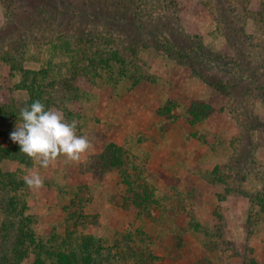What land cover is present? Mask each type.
Here are the masks:
<instances>
[{"label": "rangeland", "instance_id": "obj_1", "mask_svg": "<svg viewBox=\"0 0 264 264\" xmlns=\"http://www.w3.org/2000/svg\"><path fill=\"white\" fill-rule=\"evenodd\" d=\"M51 2L0 0V35L10 9L28 20L18 35L50 26L41 45L29 46L24 66L65 75L69 59L50 40L67 29L54 31L61 28L53 14L63 23L73 4L87 13L86 25L111 23L100 17L97 0ZM60 3L63 12L55 6ZM139 7L150 28L140 31L146 44L129 63L138 59L140 69L130 64L123 76L116 64L112 82L108 73L92 79L78 73L80 97L54 109L76 121L90 147L78 160L59 155L47 167L34 157L28 176L43 180L39 188L30 186L28 198L37 234H64L69 212L79 209L87 218L74 227L83 233L113 241L128 231L138 238V230L145 232L148 250L159 257L152 264H264V213L254 201L264 194V0H134V11ZM158 25L162 42L155 39ZM172 36L190 51H165ZM19 80L0 61L2 102L27 99L14 88ZM196 103L209 106L197 120L190 113ZM15 126L0 118L4 144L13 141ZM111 144L124 147L122 170L110 163ZM2 166L25 168L10 160ZM124 170L152 187L156 204L134 205ZM4 220L0 203V248Z\"/></svg>", "mask_w": 264, "mask_h": 264}, {"label": "trees", "instance_id": "obj_2", "mask_svg": "<svg viewBox=\"0 0 264 264\" xmlns=\"http://www.w3.org/2000/svg\"><path fill=\"white\" fill-rule=\"evenodd\" d=\"M41 1L42 4L52 6L50 5L52 0ZM97 1L102 4V8L99 9L100 17H103L104 22L109 25L111 23L110 26L86 25L87 13L77 10L80 8L73 4L69 5L71 13L65 22L59 21L58 13L51 17L61 28L54 31L67 29L59 38L50 40L52 47L61 51L69 59L68 65L72 69L65 75L53 74L47 67L34 69L24 66L29 46L41 45L42 38L46 37L45 31H50L51 28L50 26L49 29L41 28V32L31 36H25L27 30L18 35L16 31H19L21 24L28 20L26 18L21 20L10 9V17L6 23L7 31L0 35V61L9 65L11 76H20V80L14 85L15 90H24L28 96L23 101L12 99L2 102L0 100V118L7 119L12 124L22 123L19 116L21 108L37 99L53 110L64 108L66 100L80 97L79 85L74 80L78 73L83 72L80 75L87 79L108 73L106 79L112 82L116 80L112 74L116 64L124 69L123 76L128 75L127 70L130 64L140 69L138 59L131 63L129 59L137 56L138 49L146 44L140 31L150 28V23L140 18L141 7L135 12L134 0ZM60 4L55 6L61 7L63 12L64 6ZM52 9L55 8L52 7ZM76 15L78 20L74 18ZM151 15L148 17L151 18ZM47 17L50 18L49 15ZM44 19V17L41 18L42 21ZM64 24L66 28H62ZM161 28L162 25L155 28V32L153 31L157 42H162L159 33L162 31ZM29 30L34 33L32 28ZM164 47H166L165 51L174 49L177 50L176 52L190 51L189 47L179 44L175 36L165 42ZM208 108V105L196 103L191 106L190 113L197 120L206 116ZM109 150L111 165L122 170L124 147L111 144ZM9 160L18 162L25 168L5 170L2 164ZM33 160L34 157L20 151V145L17 142L4 144L0 132V203L5 211V220L1 228V242L4 245L0 248V264H23L29 259H31L29 264H152L159 259L148 250L146 239L143 237L146 234L141 230H138L139 238L135 233L128 231L113 241L81 232L74 226L83 222L87 216L79 209L69 212L67 218L69 225L64 234L54 233L47 238L39 236L34 226L35 216L30 212L28 202L30 186L26 183L28 170L32 167ZM218 169L219 166H216L213 173H216ZM123 181L128 186V190L133 193V203L136 207H149L151 203H157L154 198L155 192L149 184H137L132 175L125 170ZM254 199L260 205L261 213H264V194H258ZM194 226L196 230L202 229L200 224H194ZM203 232L206 235L212 234L208 229H204Z\"/></svg>", "mask_w": 264, "mask_h": 264}, {"label": "clouds", "instance_id": "obj_3", "mask_svg": "<svg viewBox=\"0 0 264 264\" xmlns=\"http://www.w3.org/2000/svg\"><path fill=\"white\" fill-rule=\"evenodd\" d=\"M19 116L22 123L16 124L10 137L20 145V151L39 158L44 167L59 155L78 160L90 147V140L77 134L75 120L69 122L62 111L46 107L39 99L21 108ZM26 183L39 188L43 180L38 173H32Z\"/></svg>", "mask_w": 264, "mask_h": 264}]
</instances>
